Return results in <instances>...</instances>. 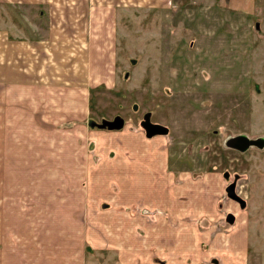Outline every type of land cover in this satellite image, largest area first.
<instances>
[{
  "label": "rangeland",
  "instance_id": "obj_1",
  "mask_svg": "<svg viewBox=\"0 0 264 264\" xmlns=\"http://www.w3.org/2000/svg\"><path fill=\"white\" fill-rule=\"evenodd\" d=\"M246 1L0 0V264H17L22 257L33 261L41 255L40 244L51 248L53 263L63 257L56 249L59 240L43 238L49 228L42 215L52 211L50 200L65 199H57L54 213L67 202L81 216L93 206L109 207L120 188L115 183L93 188L89 180L70 185L66 170L50 164L51 154L55 160L65 150L77 151L72 132L83 130L88 170L92 158L105 165L126 161L134 168L143 155L131 153L145 148L128 139L141 132L147 141L140 126L146 112L169 128L153 143L170 151L175 181L182 180L180 171L192 181L210 174L217 215L200 227L244 232L248 254L242 264H264V0H250L251 6ZM74 7L80 10H68ZM91 71L104 80L95 83ZM61 87L70 89L61 99L70 104L67 122L59 98L45 99L47 90L59 96ZM84 88L88 93L79 92ZM39 90L38 109L16 107V92ZM50 108L56 117L32 120L36 113L49 116ZM117 115L125 121L121 130L97 127ZM238 136L263 142L241 152L232 145ZM153 163L159 166V158ZM141 182L135 180V189ZM230 182L244 208L227 197L224 186ZM132 209L151 213L136 203ZM228 212L232 224L225 219ZM72 246L63 261L82 262L83 250L77 253L76 241ZM108 254L93 255L88 264H117L116 250Z\"/></svg>",
  "mask_w": 264,
  "mask_h": 264
},
{
  "label": "crops",
  "instance_id": "obj_2",
  "mask_svg": "<svg viewBox=\"0 0 264 264\" xmlns=\"http://www.w3.org/2000/svg\"><path fill=\"white\" fill-rule=\"evenodd\" d=\"M132 1L133 4H137V0ZM149 1L153 2V0ZM225 2L229 3L230 0H225ZM246 2H248V6L252 5L250 0ZM229 7L231 8V6ZM68 10L76 11L80 8L74 7ZM238 11L241 12L243 9ZM88 13L90 12L88 11ZM93 24L97 25L99 23L96 19H93ZM113 26L112 20L109 32H111ZM56 31L58 33V29ZM65 33L67 35V32ZM103 38L106 37L103 36ZM113 41L114 36L111 38V42ZM7 56L9 57L8 54ZM29 70L30 72L33 71V69ZM96 70H98V67L94 71ZM94 71H91L92 76L95 83L99 84L104 80V76H100ZM19 78L22 84V77L19 76ZM68 81L72 82L71 80ZM2 84L4 85V82ZM30 86L33 90L39 87L42 91V88L38 85L32 84ZM61 88L63 91L59 93V96L57 92L47 90L45 99L49 98L48 94L59 98L57 105L66 112L65 109H69L70 104H65L64 100L61 99H64V95L69 93L70 89ZM40 90L33 94L25 91H22L23 94L16 92V107L19 109H22V107L38 109L43 101L39 95ZM81 90L88 93L85 88L80 89L79 92ZM50 110L49 116H37L36 113L32 120L35 123H40L41 120L50 116L56 117L52 108ZM63 111L62 113H64ZM66 113L65 116L68 115V118L65 119V122L71 117L68 112ZM72 133V139L78 142V150L73 151L71 148L65 150L55 160L52 159L53 155L51 154L50 164L54 168L62 167L63 170H66L63 174L70 175L72 178L70 185L75 182L78 187V183H86L87 180L96 184V187L93 188H98L104 183H115L118 186L117 188H120L119 193L115 195L113 202L107 203L110 204L109 207H105L104 204H102V208L93 206L90 208L91 212L86 213L83 211L81 216L72 209H68L67 202H61L60 210L54 213L53 209L57 205L58 199L55 196L52 202L50 200V204H47L50 209L53 208L52 211L49 210L42 215L48 218L44 221L49 228L43 238L46 240L47 238L48 240H59L61 245L56 249L65 252L61 255L63 257L54 260L53 263L50 259L52 252H47L51 251V248H48L47 244H40L37 249L42 252H40L41 255L36 256L34 262L24 260L22 257L21 260L16 262L17 264H72L71 261L68 263L63 261V258L67 257L70 250L72 251L73 241L78 243L77 253H81V249L83 250L82 262L78 258L76 264H88L90 257L93 255H96V258L105 255V257H108L110 255L108 253L115 250L119 257L117 264H242L244 258L247 260L244 257L248 254L247 245L246 243L242 244L243 236L245 237L244 232L222 233L212 229V226L208 228L200 227L201 225H211L212 219L216 218L217 215V202L216 198L212 196L214 191L210 174H207L202 181H192V177H186L187 172L180 171L179 175H181L182 180L180 182L175 181L177 172L169 169V166H171L168 157L170 151L164 152L161 148L154 146L153 138L156 136L151 139L147 138V141H144L140 137V135L143 136L141 132L137 136L131 135L128 139L129 145H133L136 140L145 148L144 151L138 152L136 150L135 154L131 153L135 156L143 155V160L136 162L134 168L132 165H128L126 161L115 159L113 164L105 165L104 161L98 162L92 158L93 168L88 170L86 158H89V155L80 141L84 132L80 130ZM65 146L70 145L66 142ZM100 156L103 158V155ZM154 157L159 158V166L153 163ZM46 161H50V158H46ZM139 162L140 164H138ZM147 162H149V166H147ZM119 164L122 165L119 166L122 171L120 177H123L125 181L119 179ZM75 177L77 179H74ZM61 179L66 182L67 176H61ZM103 180L108 182H103ZM135 180L137 182L142 181L141 184H137L136 189ZM144 183H149V185H142ZM154 183H157V185H154ZM142 186L145 189H142ZM121 187L123 188L121 189ZM185 193L188 196L184 199L181 196ZM58 200L63 201L65 199L62 197ZM135 203L150 210V215L145 216L135 213L136 211L134 212V209H132ZM194 210L195 212L192 213ZM73 224L76 230L71 228ZM106 261L104 260L102 264Z\"/></svg>",
  "mask_w": 264,
  "mask_h": 264
},
{
  "label": "flooded vegetation",
  "instance_id": "obj_3",
  "mask_svg": "<svg viewBox=\"0 0 264 264\" xmlns=\"http://www.w3.org/2000/svg\"><path fill=\"white\" fill-rule=\"evenodd\" d=\"M148 115V116H147ZM117 117H119L121 120H122V126H123V124H125V121L121 118V116H115L113 119H111V120H104V119H102L101 120V123H98L97 124V127L99 128V126L98 125H100V124H102L104 121H108V122H114L115 121V119H117ZM118 120V119H117ZM118 122V121H117ZM155 125H161V124H159V123H157V122H152L151 121V113L150 112H146L144 115H143V119L140 121V126H141V128L143 129V131H144V133H145V136H146V133L148 132L149 134H151V136L150 137H147V138H152V137H154V136H164V135H167L168 133H169V128L168 127H166V126H164V125H161L162 127H164V128H166L167 129V132L165 133V134H159V133H152L153 132V130H155ZM123 127H121V128H118V129H116V128H108V127H103V128H100V129H106V130H108V131H113V130H121ZM147 131V132H146ZM245 137V136H244ZM246 139H248L247 137H246ZM249 140V139H248ZM260 140H262V139H260ZM251 146H254V145H251ZM250 146V147H251ZM250 147H248L246 150H248ZM245 150V151H246ZM240 151V150H239ZM241 152H244V151H241ZM224 191H225V193L227 194V197L229 198V199H231L233 202H235V203H237V205H240V206H242L243 207V202H242V200H239V198H238V196H237V194L235 193V184L233 183V182H230V183H228V184H225V186H224ZM230 195H234L236 198H231V196ZM244 208V207H243ZM227 217H229V219L230 218H232V221L230 222L229 220H227ZM225 219H226V221L227 222H229V223H233V221H234V216H232V213H227L226 215H225Z\"/></svg>",
  "mask_w": 264,
  "mask_h": 264
},
{
  "label": "water",
  "instance_id": "obj_4",
  "mask_svg": "<svg viewBox=\"0 0 264 264\" xmlns=\"http://www.w3.org/2000/svg\"><path fill=\"white\" fill-rule=\"evenodd\" d=\"M117 119H115V121L111 122V123L108 121H104L102 124H100L98 126H99V128H103V127L116 128V129L121 128L122 127V120L119 117H117ZM166 132H167L166 128L162 127L161 125H155V130H153L152 133L165 134ZM146 136L150 137L151 134H149L147 132ZM262 142H263V140H248L244 136H238V137L234 138V140L232 141V145L234 146V148H236L240 151H245L251 145L261 146ZM230 196H231V198H236L234 195H230ZM227 220H229L231 222L232 218L229 219V217H227Z\"/></svg>",
  "mask_w": 264,
  "mask_h": 264
}]
</instances>
